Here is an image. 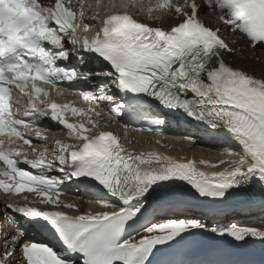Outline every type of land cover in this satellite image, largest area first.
I'll return each instance as SVG.
<instances>
[{
  "label": "snow or ice",
  "instance_id": "obj_1",
  "mask_svg": "<svg viewBox=\"0 0 264 264\" xmlns=\"http://www.w3.org/2000/svg\"><path fill=\"white\" fill-rule=\"evenodd\" d=\"M239 41L264 48V0H0V264H264V220L218 221L233 203L264 212V76L226 60ZM161 106L190 125L173 139L239 158L130 150V132L167 138ZM46 118L77 143H34Z\"/></svg>",
  "mask_w": 264,
  "mask_h": 264
},
{
  "label": "bare ground",
  "instance_id": "obj_2",
  "mask_svg": "<svg viewBox=\"0 0 264 264\" xmlns=\"http://www.w3.org/2000/svg\"><path fill=\"white\" fill-rule=\"evenodd\" d=\"M233 47H236L240 49V51L237 54H230L227 56L228 61L233 64L235 67H241L245 68L249 73L254 74L258 77L264 76V52L257 50V49H251L246 43L238 42L235 45H232ZM173 126H175L173 124ZM168 126V129L171 130L170 133L176 134L177 132L181 131H187L190 127H173ZM166 146L158 145L157 147L163 148L168 154L171 156L181 159V158H188V159H196L199 161L200 159L208 160L210 163H218L219 160L223 159L222 156L219 154L218 157H210L207 155V153L202 157L199 154L193 153L188 154L185 153L187 150L189 151L190 148L187 147L184 152V148L182 149L181 143L178 141V139L167 141ZM203 147V148H215L216 153H220L221 148H227L228 150L237 149L238 146L231 143H225L222 145H192V147ZM214 155V154H212ZM229 157V156H228ZM239 158V157H238ZM238 158H229L224 160H236ZM202 167V166H201ZM222 168H215L214 171H220ZM241 211L243 214H237ZM227 213V216L225 217V220L227 222H230L232 219H239L238 223L239 225H249V226H260L261 220H264V212H261L259 209H253V210H245L242 208V206L239 203H233L231 206L226 208L224 211ZM232 223V222H231Z\"/></svg>",
  "mask_w": 264,
  "mask_h": 264
},
{
  "label": "rangeland",
  "instance_id": "obj_3",
  "mask_svg": "<svg viewBox=\"0 0 264 264\" xmlns=\"http://www.w3.org/2000/svg\"><path fill=\"white\" fill-rule=\"evenodd\" d=\"M173 135L174 134H172V133H170L168 131V133H166L167 138H165V136H160L159 138H155V139H152V140H149V139L144 140L143 139V140H139V144L141 146H143V147H148V146H152L153 142H155L156 140H160L161 144L166 146L167 145L166 143H168L167 141H170V139L171 140H175V139L172 138ZM178 141L181 143L182 149L184 148V152H185V149L187 147L190 148V150L189 151L187 150V152H185V153L192 154V152H193V153L199 154V156L201 155L202 157L207 153L208 156L211 155L212 157H216L215 156V154H216L215 148H203L201 146L192 147V144H189L187 141H184V140H181V139H178ZM232 150H237V149L233 148ZM212 154H214V155H212ZM230 157H232V156H230ZM226 158L229 159V157H223V159H226Z\"/></svg>",
  "mask_w": 264,
  "mask_h": 264
}]
</instances>
